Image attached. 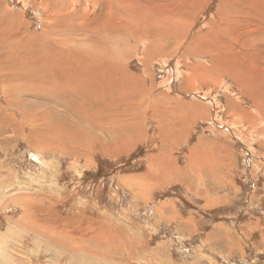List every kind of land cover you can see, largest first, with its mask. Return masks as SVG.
I'll return each instance as SVG.
<instances>
[{"label":"rangeland","instance_id":"374dc122","mask_svg":"<svg viewBox=\"0 0 264 264\" xmlns=\"http://www.w3.org/2000/svg\"><path fill=\"white\" fill-rule=\"evenodd\" d=\"M50 1L0 0V264H264V120L246 114L256 110L251 99L227 77L222 85L197 82L181 89L185 76L194 73L189 65L198 62L210 67L212 61L209 55L195 58L187 52L191 41L210 36L214 29L198 24L202 22L198 16L204 20L209 10L219 7L224 13L225 8L235 12L227 13L235 21H259L255 25L262 29L264 0H175L170 8L168 0H139L155 9L168 6L165 10L171 9L170 14L179 18L177 25L186 28L181 36L167 32L161 37L154 34L156 39L149 32L136 36L122 29L108 31L105 37L104 23L94 24V19L99 16L110 22V0H94V8L84 5L83 26L93 21L96 32L85 31V43L79 36V50L95 58L94 68L107 59L105 71L99 74L105 73L112 83L126 80L117 75L124 70L141 78L136 95L141 118L132 141L128 137L133 130H122L124 124L114 118L129 106L109 103L107 84L93 93L92 100L83 99L86 94L79 90L82 98L74 90L63 97L61 91L36 85L45 79L46 71L62 70L60 60L54 58L62 49L57 46V54L51 45L59 37H69L63 33L68 30L64 26L71 22V14L81 16V4L86 2ZM111 12L124 17L114 7ZM79 58L75 56L74 62ZM12 80L19 81L14 88L9 84ZM145 87L153 97L163 94L162 99L199 103L202 116L197 115L186 135L175 141L165 135L171 118L166 106H152L150 100L141 103ZM231 99L237 112L229 109ZM212 103H218L217 108ZM44 132H59L65 140L59 142Z\"/></svg>","mask_w":264,"mask_h":264},{"label":"bare ground","instance_id":"6f19581e","mask_svg":"<svg viewBox=\"0 0 264 264\" xmlns=\"http://www.w3.org/2000/svg\"><path fill=\"white\" fill-rule=\"evenodd\" d=\"M50 1V0H49ZM57 1V0H56ZM77 1V0H76ZM145 1V0H144ZM202 1V0H201ZM201 1H199L201 3ZM205 1V0H204ZM226 1V0H224ZM19 2V1H18ZM59 2V1H58ZM80 2V1H79ZM143 2V1H142ZM175 3V0H168L167 1V6L168 8H170V6L172 5V3ZM187 2V1H186ZM191 2V1H190ZM197 2V1H196ZM232 2H234L232 0ZM26 3V2H25ZM44 3V2H43ZM47 3V2H46ZM49 3V2H48ZM47 3V5H48ZM50 3H52L50 1ZM62 3V2H61ZM72 2H70L69 4H71ZM76 3V2H75ZM108 3V14L110 15V22H107L105 20H101L99 16H96L94 19V24L95 21L104 23V26L106 27H102L101 29L103 30V35H105V37H108V31L111 32V30H118V29H122L125 32L131 34V35H136V36H142V35H146L148 32L149 35H153L155 37V35L158 34V36H163L165 33L169 32V33H173L176 36H181L182 32H184L183 26H179L177 24H179L176 20L179 18H175L176 16L173 15V12L170 14V11H166L165 9H167V7L165 8L164 6V10L165 12H163L161 9V6L163 5V3L161 2L160 8H151V6H146V5H142V3L139 0H110V2ZM145 3V2H144ZM198 3V2H197ZM199 3V4H200ZM204 3V2H203ZM64 4V2H63ZM67 4V3H66ZM67 4V5H69ZM74 4V3H73ZM80 4V3H78ZM86 4L88 6H92L93 8L95 6H97V2H95L94 0H86V2L84 1V3L81 4V16L79 14V12H75L73 15L71 14L72 20H70L71 22H67V24L64 26V29H68L65 30L63 33L67 34L69 37L63 36V37H59L58 39L53 40L54 46L52 48H55L56 53L59 54L60 49L57 48L60 47L61 50V54L58 57H54L57 58L56 60H60L59 63H61L60 66H57L55 64V67L57 66V69L60 67L62 68L61 71H57L55 73V68L53 70H49L45 72V79L41 80V81H37L34 79V81H37V84L40 88H43L46 90L48 89H54V91L58 90L61 91V93L59 94H64L63 97H68L69 95H67L68 93L71 92V90H74L75 95L82 98L81 95L79 94V92H77L76 90H79L80 92H83L86 94V96L83 99H87L90 98L92 100L93 98V93L98 92L100 90H104L106 89V84L108 85V89H110V102L109 103H116V102H124L129 106V110H125V111H119L116 112L117 115H115L114 118H116V120L118 122H120V126H122L123 124V128L122 130H125L126 128H130L131 130H133L132 135H130V137H128L129 141H132L135 133H137L136 131H134V129L136 128V126L138 125V118L140 115L137 114V112L139 111V108L141 106V104L139 103V101L136 100V95L139 93L138 92V88L141 89V84H140V80L141 78H135L130 74H127L124 71L117 73V75L121 78H124L126 80H119L118 83H112L110 81V79L105 76V73L99 74V72H104L105 70H103V64L104 62H107V59H103L101 60L99 63H97L96 65H98V67H95L97 69H95L93 66L92 61L95 60L92 59L93 56H90L88 51H83V50H79L78 43L77 41H79V36L81 37V40L84 41V43L88 40V38L85 35V31L90 30V28L93 30L94 25H93V21H91L89 24L84 25V20H82L83 18V9H85L84 7L86 6ZM206 4V3H205ZM52 5V4H51ZM58 5V4H56ZM56 5L54 7H56ZM60 5V3H59ZM58 5V6H59ZM85 5V6H84ZM179 5V4H178ZM248 5V4H247ZM41 6V5H40ZM44 6V5H43ZM49 6V5H48ZM47 6V7H48ZM87 6V7H88ZM146 6V7H145ZM155 6V5H153ZM173 6V5H172ZM217 6V5H216ZM38 7V6H37ZM46 7V6H44ZM91 7V8H92ZM114 7L118 12L122 13V16H117L115 15L113 12H111V8ZM159 7V6H158ZM177 7V6H176ZM190 12L193 13L194 12V8L193 5L190 6ZM175 8V7H173ZM172 8V11H173ZM200 8V7H199ZM223 8V7H221ZM51 9V8H49ZM57 9V8H56ZM61 9V8H60ZM67 9V8H66ZM187 9V10H189ZM204 9V8H203ZM206 9V6H205ZM54 10V8L52 9V11ZM62 10V9H61ZM161 10V11H160ZM196 10V9H195ZM224 13L220 12V8L217 7L213 10H209L206 14V18L204 20H202V16L199 15V20L202 21L198 24H200L201 26H205V24L207 23V26H209L211 29H213L210 32V36L205 37V38H197L193 41H191L192 45L189 46V50L187 51L188 53H192V55H197L195 58H201L205 55H209L210 58H212L211 61V65L210 67H213L212 70H206L207 68H210L209 66H206L204 64L206 63H198L195 64L194 66L189 65L188 66V70L193 71L194 73L191 75H186L185 78L183 79L182 82H184V86L182 87L181 85V89H190L191 86L194 83L200 82L203 83L205 85H210L211 83H214L216 81L217 85H222L224 84V78L227 77L228 79H230L231 81H233L235 83V85L238 87V89L240 91L246 90V98L251 99L252 104L254 105V108L256 109L254 112L252 110L249 109V112H245L247 115H249L250 118H255L258 120H264V26L262 29L257 28L260 24L255 25L256 23L254 22H249V21H241V22H237L235 21L234 17L229 16L227 13L231 14V15H235V12L233 11H227L225 10V8L223 9ZM11 11V10H10ZM45 11V10H44ZM49 11V10H48ZM58 11V10H57ZM72 11V10H71ZM87 11V10H86ZM94 11V10H93ZM51 12V11H50ZM167 12V13H166ZM199 12V11H198ZM201 12V11H200ZM203 12V11H202ZM49 13V12H47ZM59 13V12H58ZM64 13V12H63ZM71 13V12H70ZM89 13V11H88ZM87 13V14H88ZM186 13V12H183ZM195 13H197L195 11ZM54 14V13H53ZM86 14V13H84ZM92 14V13H91ZM202 14V13H201ZM240 14V13H239ZM45 15H47L45 13ZM66 15V14H65ZM105 15V14H104ZM107 15V14H106ZM121 15V14H120ZM191 15V14H190ZM264 15V14H263ZM261 15V16H263ZM54 16V15H53ZM63 16V15H61ZM68 17V15H66ZM115 16V17H114ZM174 16V17H173ZM58 17V16H57ZM104 17V16H103ZM106 17V16H105ZM50 18V17H49ZM69 18V17H68ZM195 18V17H194ZM263 18V17H262ZM53 19V18H52ZM68 20V19H67ZM184 19H182L183 22ZM258 20V19H257ZM264 20V19H263ZM50 21V20H48ZM47 21V22H48ZM57 21V20H55ZM60 21V20H59ZM58 21V22H59ZM197 21V20H196ZM181 22V23H182ZM187 22V21H186ZM185 22V23H186ZM194 22V21H193ZM198 22V21H197ZM204 22V23H203ZM25 23V22H24ZM51 23V22H50ZM56 23V22H55ZM53 23V24H55ZM70 23V25L68 24ZM189 22H187V25ZM228 23L231 24V27L228 26ZM20 24V23H19ZM26 24V23H25ZM48 24V23H47ZM57 24V23H56ZM233 24L237 25V26H233ZM248 24L251 25L252 28L249 27V29H247ZM51 25V24H50ZM58 25V24H57ZM63 25V24H62ZM98 25V24H96ZM95 25V26H96ZM186 25V24H185ZM192 25V24H191ZM190 25V26H191ZM197 25V24H196ZM255 25V29H253ZM189 26V30L191 29V27ZM52 27V26H49ZM55 27V26H54ZM206 27V26H205ZM48 28V27H47ZM60 28V27H58ZM63 28V27H62ZM142 28V29H141ZM188 28V27H187ZM195 28V25H194ZM199 28V27H198ZM202 28V27H201ZM46 29V28H45ZM53 30V28H50V30ZM96 30V29H95ZM95 30H93L94 32H96ZM99 30V29H98ZM194 30V29H192ZM209 30V29H208ZM216 30V31H215ZM17 31V30H16ZM23 31V30H22ZM56 31V30H55ZM58 31V30H57ZM56 31V32H57ZM120 31V30H119ZM24 32V31H23ZM49 32V31H48ZM59 32V31H58ZM90 32V31H89ZM115 32V31H114ZM141 32V33H140ZM186 32V31H185ZM193 32V31H192ZM43 33V32H42ZM54 33V32H53ZM92 33V31H91ZM112 33V32H111ZM119 33V32H118ZM121 33V32H120ZM119 33V34H120ZM20 34V33H19ZM23 34V33H22ZM61 34V33H60ZM99 34V33H98ZM102 34V33H101ZM115 34V33H114ZM123 34V33H122ZM128 34V35H129ZM155 34V35H154ZM184 34V33H183ZM209 34V32H208ZM226 34V36H219V35H224ZM39 35V34H38ZM47 35L50 36V34L47 33ZM53 35V34H52ZM62 35V34H61ZM60 35V36H61ZM103 35H99L103 36ZM188 35V34H187ZM192 35V34H190ZM197 35V34H196ZM48 36V37H49ZM113 36V34L110 35V37ZM120 36V35H119ZM118 36V40L120 39ZM124 36V34H123ZM127 36V35H126ZM147 36V35H146ZM152 36V37H153ZM184 36H186L184 34ZM200 36V35H199ZM104 37V38H105ZM131 37V36H130ZM144 37V36H143ZM141 38L145 41V37ZM150 37V36H149ZM192 37V36H191ZM202 37V36H201ZM29 38V37H28ZM43 38V37H42ZM46 38V37H45ZM57 38V37H56ZM101 38V37H100ZM103 38V40H105ZM116 38V37H113ZM126 38V37H125ZM129 38V37H128ZM159 38V37H155ZM164 38V37H163ZM176 38V37H175ZM8 39V38H7ZM6 39V40H7ZM10 39V38H9ZM26 39V38H25ZM24 39V40H25ZM37 39V38H36ZM54 39V38H51ZM133 39V38H132ZM131 39V40H132ZM140 39V38H139ZM150 39V38H149ZM153 39V38H152ZM177 39V38H176ZM194 39V38H193ZM27 40V39H26ZM30 40V39H29ZM99 40V39H98ZM98 40L96 42H98ZM112 40V38H111ZM114 40V39H113ZM112 40V41H113ZM117 40V41H118ZM122 40V38H121ZM129 40V39H128ZM160 40V39H159ZM189 40V39H188ZM2 41V40H0ZM5 40H3L4 42ZM38 41V39H37ZM43 41H45L44 39L42 40V44ZM46 41H48L46 39ZM94 41V40H93ZM116 41V42H117ZM123 41V40H122ZM147 41V40H146ZM185 41V40H183ZM36 42V41H34ZM51 42V41H50ZM95 42V43H96ZM111 41H109L110 43ZM120 42V41H118ZM129 41H127L128 43ZM135 42V40H134ZM148 42H151L150 40L147 41L146 43L148 44ZM159 42V41H158ZM180 42V41H179ZM190 42V41H189ZM188 42V43H189ZM46 43V42H45ZM49 43V42H48ZM92 43V44H95ZM126 43V41H125ZM126 43V45H127ZM130 43V42H129ZM145 43V44H146ZM156 43V42H155ZM161 43V42H160ZM183 42H181L182 44ZM190 43V44H191ZM1 44V43H0ZM3 44V43H2ZM6 44V43H4ZM47 44V43H46ZM63 47H61L62 45ZM107 44V43H106ZM115 44V43H114ZM118 44V43H116ZM152 44V43H151ZM22 45V44H21ZM37 45V44H36ZM35 45V46H36ZM108 45V44H107ZM139 45V44H138ZM137 45V46H138ZM189 45V44H187ZM20 46V45H19ZM23 46V45H22ZM20 46V47H22ZM45 46V45H44ZM114 46V45H113ZM128 46V45H127ZM131 47V45H129ZM153 46V44L151 45ZM157 45H155L156 47ZM3 47V46H2ZM6 47V46H4ZM46 47V46H45ZM44 47V48H45ZM108 48V46H106ZM117 47V46H115ZM123 47V46H122ZM141 47V46H139ZM203 47V48H201ZM245 47V50H242ZM19 48V47H18ZM31 48V47H29ZM28 48V49H29ZM37 48V47H35ZM98 48V47H97ZM105 48V47H104ZM118 48V47H117ZM125 48V47H123ZM144 48V47H143ZM242 48V49H241ZM9 49V48H7ZM27 49V50H28ZM50 49V46H49ZM64 49H69L71 53H73V56L63 52ZM85 49V48H84ZM87 49V48H86ZM90 49V48H89ZM95 49V48H94ZM114 49V47H113ZM112 49V50H113ZM120 49V48H119ZM138 49V48H137ZM146 49V47H145ZM159 49V48H158ZM200 49V50H199ZM202 49V50H201ZM13 50V49H12ZM31 50V49H30ZM43 50V48H42ZM46 50V49H45ZM48 50V49H47ZM107 50V49H106ZM116 50V49H115ZM187 50V49H186ZM192 50V51H190ZM33 51V49L31 50ZM68 50H66L67 52ZM96 51V50H95ZM148 51V50H147ZM151 51V50H150ZM149 51V52H150ZM155 51V50H154ZM157 51V50H156ZM155 51V52H156ZM10 52V51H9ZM22 52V51H21ZM24 52V51H23ZM26 52V51H25ZM47 52V51H45ZM69 52V51H68ZM69 52V53H70ZM146 53V52H145ZM144 53V54H145ZM44 54V53H43ZM42 54V55H43ZM46 54V53H45ZM98 54V53H97ZM154 54V53H153ZM162 54V52H161ZM40 55V54H39ZM47 55V54H46ZM94 55V54H92ZM159 55V54H157ZM191 55V56H192ZM45 58V55H43ZM75 56L77 58H79V56H81V60L82 62H79V59L77 60V62H74V58ZM144 56V55H143ZM155 56V54L153 55ZM168 56V55H166ZM47 57V56H46ZM130 57V56H128ZM150 57V56H149ZM162 57V56H160ZM156 58V57H155ZM159 58V57H158ZM24 59V58H23ZM30 59V58H29ZM28 59V60H29ZM99 59V58H98ZM148 58L146 57V60ZM20 60V59H19ZM22 60V59H21ZM43 60V59H42ZM145 60V58H144ZM199 60V59H198ZM8 61V60H7ZM12 61V60H11ZM14 61V60H13ZM26 61V60H25ZM55 60H53L54 62ZM142 61V60H141ZM149 61V60H147ZM45 62V61H44ZM52 62V61H51ZM74 62V63H73ZM97 62V59H96ZM12 63V62H11ZM17 65L18 63L15 62ZM21 65L23 62H20ZM26 63V62H25ZM33 63V62H31ZM49 63V62H48ZM101 63V64H100ZM119 63L118 61H115L113 64ZM148 63V62H147ZM188 63V62H186ZM54 64V63H52ZM112 63H110V65H113ZM168 64V63H166ZM170 64V63H169ZM31 65V64H30ZM47 65V64H46ZM45 65V66H46ZM66 65V68H65ZM151 65V64H149ZM160 65V64H159ZM28 66V65H27ZM32 66V65H31ZM36 66V65H35ZM22 67V66H21ZM26 67V66H25ZM54 67V66H53ZM29 68V67H28ZM36 68V67H35ZM34 68V69H35ZM40 68V67H39ZM164 68V67H163ZM20 69V68H19ZM46 69V68H45ZM21 70V69H20ZM23 70V69H22ZM116 70H123V67H118L116 68ZM199 70H201V73H198ZM175 71V70H174ZM23 73V71H21ZM34 72V71H33ZM208 72H212L214 74L217 73L216 79H214V77L211 76V74H209ZM185 73V72H184ZM26 74V73H25ZM98 76H97V75ZM19 75V74H18ZM22 75V74H21ZM24 76V74L22 75V77ZM21 77V76H20ZM26 77V76H25ZM36 77V76H35ZM152 77V76H151ZM150 77V80H151ZM37 78V77H36ZM154 78V77H153ZM38 79V78H37ZM5 80H9V79H5ZM168 80V79H167ZM130 81V82H128ZM28 81H26L27 83ZM31 82V81H29ZM25 83V82H24ZM33 83V82H32ZM31 83V84H32ZM36 83V82H35ZM96 83V84H95ZM9 84H11V86L14 88L16 85L19 84V81L16 82L14 80H12V82H10ZM8 84V85H9ZM95 84V85H94ZM98 84H100L101 86L98 88L96 87ZM49 85V86H48ZM213 85V84H211ZM155 84L152 88H155ZM28 87V86H27ZM37 87V86H36ZM17 88V87H16ZM76 88V89H75ZM34 89V87H33ZM148 89V88H147ZM53 91V92H54ZM42 92V91H41ZM152 92L151 90H146V87L142 89L141 91V103L143 104L144 102H147L148 100H150V102H152V106L158 105L160 104L163 108L166 106V109L169 114L171 115V118H169L170 120H168V124L166 122V125H168L166 131H165V135H171L175 141H179L180 138H183L187 131L189 126L193 123L192 120L199 118L197 117V115L201 114V112H203V110H201L198 106L199 103H187V104H183L182 102L178 100L174 99H170V98H165L162 99V95L160 96H152ZM56 93V92H54ZM52 94V93H51ZM54 96L56 94H53ZM116 96V97H115ZM60 97V96H59ZM51 98V97H50ZM80 98H76L78 104H82L83 100ZM67 99V98H66ZM58 100V99H57ZM62 100V98H61ZM230 100V99H229ZM54 101V100H53ZM65 101V98H64ZM260 101H262L260 104ZM66 102V101H65ZM63 103V102H62ZM67 103V102H66ZM65 103V104H66ZM108 103V104H109ZM60 104V103H59ZM151 104V103H150ZM229 105V109L234 110L235 112L236 109L235 107L237 106L233 100L231 99V101H229L227 103ZM113 105V104H112ZM212 105L217 108L218 103H212ZM63 106V105H62ZM65 106V105H64ZM67 107V104H66ZM202 107V106H201ZM206 107V106H205ZM63 108V107H62ZM65 108V107H64ZM162 108V109H163ZM214 109V108H213ZM242 109V108H241ZM239 110V109H238ZM152 111V110H151ZM166 111V112H167ZM247 111V110H246ZM156 112V111H155ZM161 112V111H159ZM165 112V111H163ZM216 112V111H215ZM231 112V111H229ZM240 112V111H239ZM149 113V112H148ZM154 113V112H153ZM233 113V112H232ZM242 113V112H241ZM155 114V113H154ZM157 114V113H156ZM159 114V113H158ZM229 114V113H228ZM231 114V113H230ZM229 114V115H230ZM234 114V113H233ZM238 114V113H237ZM243 114V113H242ZM126 115H131V118H126ZM135 115V116H134ZM143 115V114H142ZM147 115V114H146ZM232 115V114H231ZM236 115V114H235ZM152 116V115H151ZM160 116V115H159ZM158 116V117H159ZM202 116V114H201ZM246 116V115H245ZM134 117V118H132ZM157 117V116H156ZM260 117V119H259ZM230 118V117H229ZM163 119V118H162ZM246 119V118H243ZM43 120V119H41ZM248 120V119H247ZM145 121V120H144ZM246 121V120H243ZM251 121V120H250ZM157 122H159L157 120ZM245 123V122H244ZM248 123V122H247ZM254 123V122H253ZM140 124V123H139ZM246 124V123H245ZM93 125V124H92ZM247 125V124H246ZM250 127V126H249ZM45 128V127H44ZM243 129V128H242ZM87 131V130H86ZM239 131V130H238ZM84 132V131H82ZM127 132V131H126ZM45 133V132H44ZM43 135H47V136H53L56 140H59V142L63 140H65L64 137H62L59 132H54V133H45ZM74 133V132H73ZM241 133V132H240ZM81 134V133H80ZM86 134V133H84ZM99 134V133H98ZM126 134V133H125ZM61 137H58V136ZM88 137V136H87ZM46 138V136H45ZM97 138V137H96ZM52 139V138H50ZM95 139V138H94ZM115 139V138H114ZM90 140H91V136H90ZM38 141V140H37ZM48 140H45V142H47ZM138 141V140H137ZM50 142V141H49ZM44 143V141H43ZM53 143V142H52ZM177 143V142H176ZM99 146V145H98ZM94 147V146H93ZM92 147V148H93ZM219 147V145H218ZM46 148V147H44ZM63 148V147H62ZM61 148V149H62ZM222 148V147H220ZM94 150V149H93ZM96 151V150H94ZM220 151V150H219ZM225 151V150H224ZM233 155V154H232ZM226 157V155H225ZM206 163V162H205ZM213 165V164H212ZM222 166V165H221ZM229 166V165H228ZM204 166L199 167V169H202ZM201 172V171H200ZM168 176V175H167ZM163 177V175H162ZM146 189V187H145ZM46 200V199H45ZM48 201V200H47ZM51 208V207H50ZM54 210V209H53ZM44 213V212H43ZM53 214V213H52ZM51 214V215H52ZM56 215V214H54ZM29 217V216H28ZM45 219V218H44ZM51 219V218H50ZM59 219V218H57ZM72 219V218H71ZM81 220V219H80ZM103 220V219H102ZM23 221V220H22ZM47 221V220H46ZM58 221V220H57ZM76 221V220H75ZM83 221V220H82ZM21 223V222H20ZM51 223V222H50ZM47 224V223H46ZM45 224V225H46ZM58 224V223H57ZM25 225V224H24ZM35 225V224H34ZM43 226V225H42ZM55 226V225H54ZM53 226V227H54ZM52 227V226H51ZM36 228V227H35ZM42 228V227H41ZM44 228V227H43ZM57 228V227H56ZM39 229V227H38ZM37 229V230H38ZM58 229V228H57ZM43 230V229H41ZM45 233V232H44ZM51 237V236H50ZM83 241V240H82ZM48 244V243H47ZM56 244V243H55ZM84 245V244H83ZM67 248V247H66ZM3 259V258H2ZM1 261V260H0Z\"/></svg>","mask_w":264,"mask_h":264},{"label":"crops","instance_id":"0c3cea01","mask_svg":"<svg viewBox=\"0 0 264 264\" xmlns=\"http://www.w3.org/2000/svg\"><path fill=\"white\" fill-rule=\"evenodd\" d=\"M164 219V218H163ZM165 221V220H164Z\"/></svg>","mask_w":264,"mask_h":264}]
</instances>
